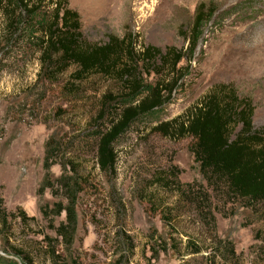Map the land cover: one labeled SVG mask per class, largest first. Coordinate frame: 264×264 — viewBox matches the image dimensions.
Segmentation results:
<instances>
[{"label": "rangeland", "instance_id": "rangeland-1", "mask_svg": "<svg viewBox=\"0 0 264 264\" xmlns=\"http://www.w3.org/2000/svg\"><path fill=\"white\" fill-rule=\"evenodd\" d=\"M200 4L214 12L189 56L191 21ZM40 5L42 11L52 8L49 0ZM66 7L77 13L80 33L90 43L103 44L108 35L120 38L130 33L137 51L151 46L161 52L167 47L182 52L185 57L176 68L183 77L159 108L115 141L111 177L94 165V140L84 132L100 109V95L113 88L111 82L92 76L70 99L61 84L39 79L37 52L31 44H0V200L7 214L22 210L34 219L25 223L19 217L9 219V230L0 227V256L11 258L12 264L27 260L28 264H209L215 236L229 242L237 256L227 264H264V204L244 207L242 200L213 193L193 160L191 138L154 130L183 116L218 84L232 87L238 98L249 101L252 127L264 130V0H66ZM140 73L148 87L174 77ZM102 128L97 121V129ZM51 138L65 151L56 162L71 158L78 166L77 176L85 178L76 196L69 247L39 212L43 205L59 201L46 189L37 194ZM49 173L58 177L59 165H52ZM156 177H161L159 183ZM186 187L209 196L213 230L188 207L172 221L167 216L181 201L176 191ZM52 219L56 226L64 215ZM186 240L200 253L186 255ZM7 243L27 260L3 252ZM50 248L56 258L50 256ZM220 263L216 257L214 264Z\"/></svg>", "mask_w": 264, "mask_h": 264}, {"label": "trees", "instance_id": "trees-1", "mask_svg": "<svg viewBox=\"0 0 264 264\" xmlns=\"http://www.w3.org/2000/svg\"><path fill=\"white\" fill-rule=\"evenodd\" d=\"M43 1L0 0V33L4 38L0 44L15 45L17 41L31 44L37 52L39 79L49 84H61L62 93L70 99H74L79 87L84 86L81 84L92 76L97 79L98 75L111 82L113 88L100 95V109L84 132L86 138L94 140V165L99 172L112 177L116 164L115 141L132 124L159 108L164 97L171 95L183 77L176 66L185 56L172 47L161 52L151 46H141L137 51L134 36L130 33L120 38L108 35L103 44L90 43L82 37L78 15L66 7V0H49L52 8L47 12L41 10L40 3ZM213 12V9L201 4L195 8L190 27L189 56L193 53L192 47L200 36L202 26ZM141 71H152L156 75L164 73L166 77L174 74V77L156 80L148 87L140 76ZM252 114L253 107L249 101L238 98L232 87L218 84L188 108L183 116L158 124L154 130L164 135L190 137L193 160L212 192H218L226 199L242 200L244 207L255 206L264 204V130L252 127ZM97 121L103 127L101 130L97 129ZM51 140L47 142L43 155L45 176L37 194L46 189L52 198L59 201L51 207L43 205L39 212L47 227L54 231L65 247H69L74 234L76 196L81 193L80 183H84L85 178L77 176L78 166L71 158L56 162L57 156H64L65 151L60 143ZM54 164L59 165L61 173L51 178L49 170ZM155 180L159 183L161 177ZM175 180L169 183L171 187L175 185ZM187 188L176 191L181 201L174 204L172 214L167 216L172 221L174 215L178 216L188 207L190 213L204 218L205 226L208 224L213 230L209 196L199 189L191 191ZM61 214L64 221L54 226L52 218ZM18 217L23 223L34 221L22 210H18L17 214H7L0 200V227L3 230H9V219ZM212 237L215 246L209 264H214L216 257L221 260L220 264L237 259L229 242L222 243ZM6 245L8 249L2 248L3 252L5 250L9 255L27 260V256L20 254V250L12 244ZM183 249L186 255L200 253V248L188 240ZM49 254L56 258L52 248ZM0 264H12V260L0 256Z\"/></svg>", "mask_w": 264, "mask_h": 264}]
</instances>
